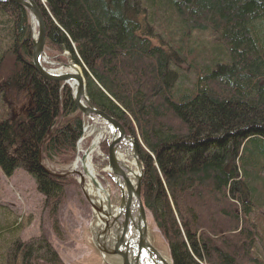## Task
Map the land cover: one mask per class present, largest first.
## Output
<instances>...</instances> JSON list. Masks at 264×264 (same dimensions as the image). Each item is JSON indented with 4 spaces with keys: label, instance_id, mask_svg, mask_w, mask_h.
I'll use <instances>...</instances> for the list:
<instances>
[{
    "label": "trees",
    "instance_id": "1",
    "mask_svg": "<svg viewBox=\"0 0 264 264\" xmlns=\"http://www.w3.org/2000/svg\"><path fill=\"white\" fill-rule=\"evenodd\" d=\"M32 1L49 59L77 65L89 103L133 139L141 201L173 264H263L264 0ZM196 34L213 43L189 63ZM32 49L28 12L0 3V170L33 178L59 238L74 182L42 162L73 161L84 117L67 87L37 74ZM9 226L0 264H61L43 235L22 241Z\"/></svg>",
    "mask_w": 264,
    "mask_h": 264
},
{
    "label": "water",
    "instance_id": "2",
    "mask_svg": "<svg viewBox=\"0 0 264 264\" xmlns=\"http://www.w3.org/2000/svg\"><path fill=\"white\" fill-rule=\"evenodd\" d=\"M6 2L24 7L36 25L31 59L38 75L55 83L75 81L76 91L72 94L74 106L83 116L95 122L99 120L111 130L106 160L115 187L114 193L109 184L106 183L103 187L94 174L88 173L85 169L81 168L82 172L71 170L61 175L77 176L75 181L90 207L91 219L88 230H83L80 241L88 249L87 264H173L167 243L152 219H148L141 202L143 168L133 141L125 135L118 122L89 103L80 71L77 74H54L53 71H46L41 66L45 29L36 4L32 0H0V3ZM63 67L77 68L75 65ZM125 141L131 145V153L125 152V155L132 159L130 162L132 169L117 156L119 143Z\"/></svg>",
    "mask_w": 264,
    "mask_h": 264
},
{
    "label": "rangeland",
    "instance_id": "3",
    "mask_svg": "<svg viewBox=\"0 0 264 264\" xmlns=\"http://www.w3.org/2000/svg\"><path fill=\"white\" fill-rule=\"evenodd\" d=\"M195 42L194 46L196 48L201 45L210 47L213 40L209 36L196 34ZM43 60L45 63L51 64L52 67L55 65L54 63L52 64L46 54ZM181 77L188 80L186 85H189L192 80V76L186 71H183ZM83 130L84 135L76 143V149L79 143L82 148H88L98 135H100L99 143L110 138L108 126L100 123L95 124L87 119H85ZM99 150L97 147L91 157L93 172L98 180L103 176L102 174L107 173L105 171V158L101 156L102 154ZM125 150L130 151L128 144L119 145L120 154H123ZM126 160L127 162L131 161L128 158ZM72 164L73 162L68 165H61L56 162H42L43 167L49 173L55 175L69 172ZM69 178L72 179L74 184L65 189L64 200L58 213L61 235L57 238L51 231L47 211L43 206V197L37 192L34 180L21 168L16 169L10 177L5 176L0 170V231L2 224L6 226L11 224L9 227L20 226L18 235L22 241L43 235L58 254L61 264L62 262L63 264H87V259L89 258L88 249L80 241L83 230H88V223L91 219L90 209L74 181L77 177L74 175L69 176ZM4 214L9 216L5 217ZM0 252L3 254L2 249H0ZM259 258L261 262H264V256Z\"/></svg>",
    "mask_w": 264,
    "mask_h": 264
},
{
    "label": "bare ground",
    "instance_id": "4",
    "mask_svg": "<svg viewBox=\"0 0 264 264\" xmlns=\"http://www.w3.org/2000/svg\"><path fill=\"white\" fill-rule=\"evenodd\" d=\"M22 7V6H21ZM26 12H28L24 7H22ZM183 52L184 55L187 57V60L189 63H194L195 60H198V52H197V48L194 46L193 48H189L188 46H184L183 48ZM71 73V74H77L78 73V69H68V70H58L57 73ZM184 76V75H183ZM187 76V75H185ZM188 80L183 79L182 77L180 78V82H179V87L181 88V90L184 88V86L186 85ZM58 84H60V89L59 91H61V89H63L64 87H67V89L71 92L72 94L75 93L76 91V82L75 81H70L69 83H64V82H56ZM28 107H30V103L28 104ZM26 108V107H25ZM109 134L111 135V131L109 129ZM100 141V135L96 136V138L92 141V144L84 149L82 148L81 144L79 143V145L77 146V152L78 155L75 158L71 169L73 170H78V169H85L88 173L94 174L93 172V168L91 165V157L95 151V149L97 150L98 144ZM82 142V141H81ZM119 158L126 160V158L124 157V155H118ZM128 164V162H127ZM130 166V164H128ZM131 167V166H130ZM89 187V184H88Z\"/></svg>",
    "mask_w": 264,
    "mask_h": 264
}]
</instances>
